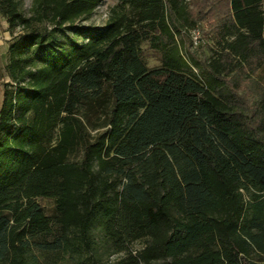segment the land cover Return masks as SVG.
<instances>
[{
	"label": "trees",
	"instance_id": "1",
	"mask_svg": "<svg viewBox=\"0 0 264 264\" xmlns=\"http://www.w3.org/2000/svg\"><path fill=\"white\" fill-rule=\"evenodd\" d=\"M186 1L0 0V264H264V0Z\"/></svg>",
	"mask_w": 264,
	"mask_h": 264
},
{
	"label": "rangeland",
	"instance_id": "2",
	"mask_svg": "<svg viewBox=\"0 0 264 264\" xmlns=\"http://www.w3.org/2000/svg\"><path fill=\"white\" fill-rule=\"evenodd\" d=\"M23 1V11L24 13L29 16L31 15V8L33 4V0H22ZM201 0H187V6L188 9L191 10L199 4ZM119 2V0H103V2L97 7L92 17L88 20L81 21L77 23L78 27L83 26H98L102 27L107 22V19L109 17L111 9ZM0 16V103L2 100V89L3 84L7 81H9V78L5 72V65L8 62V48L5 46L9 44L11 39L13 38V35L11 33V30L9 29L8 23L1 18ZM216 17H202L201 23L197 24L194 27H187L184 28L182 33L179 32L177 34L179 45L182 49V53L186 59L191 65H193V62L191 60L190 55L186 51V47L188 51H190L196 58L198 59H210L212 57H215V53L217 51L221 50V47L219 45L220 37L218 34H216V30H213V21H215ZM198 28L200 30L201 35V42L199 44H194V40L191 34V31ZM20 29L18 28L16 32L18 33ZM67 37L71 39H76L78 41H82V36H79L76 32H67ZM10 40L8 41V39ZM202 45H206V48H202ZM142 54L144 58L146 59L148 66L150 68H156L161 66V53L152 48L149 41H145L141 45ZM196 68V67H195ZM257 78V76H254ZM213 80V79H212ZM261 80V79H260ZM215 81V80H213ZM262 83L264 84V76L262 78ZM221 85V84H220ZM221 93L226 94L228 93L226 88H222L220 90ZM247 198V197H246ZM49 201H45V204L49 207L50 206ZM143 246L142 242L136 243L134 246V249H141ZM124 255H116L111 257V260H116ZM256 258L258 256L255 255Z\"/></svg>",
	"mask_w": 264,
	"mask_h": 264
},
{
	"label": "built area",
	"instance_id": "3",
	"mask_svg": "<svg viewBox=\"0 0 264 264\" xmlns=\"http://www.w3.org/2000/svg\"><path fill=\"white\" fill-rule=\"evenodd\" d=\"M193 40H194V44H199L201 41V35H200V30L198 28L194 29L191 31Z\"/></svg>",
	"mask_w": 264,
	"mask_h": 264
},
{
	"label": "crops",
	"instance_id": "4",
	"mask_svg": "<svg viewBox=\"0 0 264 264\" xmlns=\"http://www.w3.org/2000/svg\"><path fill=\"white\" fill-rule=\"evenodd\" d=\"M10 40V38L8 39V41ZM7 48H8V44L7 45H5Z\"/></svg>",
	"mask_w": 264,
	"mask_h": 264
}]
</instances>
